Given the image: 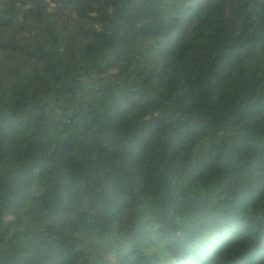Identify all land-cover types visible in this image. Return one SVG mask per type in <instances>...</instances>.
I'll list each match as a JSON object with an SVG mask.
<instances>
[{
  "label": "trees",
  "instance_id": "obj_1",
  "mask_svg": "<svg viewBox=\"0 0 264 264\" xmlns=\"http://www.w3.org/2000/svg\"><path fill=\"white\" fill-rule=\"evenodd\" d=\"M0 264H264V0H0Z\"/></svg>",
  "mask_w": 264,
  "mask_h": 264
},
{
  "label": "rangeland",
  "instance_id": "obj_2",
  "mask_svg": "<svg viewBox=\"0 0 264 264\" xmlns=\"http://www.w3.org/2000/svg\"><path fill=\"white\" fill-rule=\"evenodd\" d=\"M36 227H38L37 223L32 222L21 228L7 229L9 242H19L24 245L28 237L35 233Z\"/></svg>",
  "mask_w": 264,
  "mask_h": 264
}]
</instances>
